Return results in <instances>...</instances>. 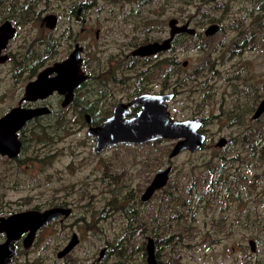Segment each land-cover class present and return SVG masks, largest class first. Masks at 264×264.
I'll return each instance as SVG.
<instances>
[{
    "label": "rangeland",
    "instance_id": "obj_1",
    "mask_svg": "<svg viewBox=\"0 0 264 264\" xmlns=\"http://www.w3.org/2000/svg\"><path fill=\"white\" fill-rule=\"evenodd\" d=\"M50 12L53 29L41 21ZM171 18L196 35L176 34L171 49L149 56L130 54L167 38ZM5 20L15 34L10 60L0 64V117L43 65L66 58L77 42L88 75L72 105L62 107L57 94L45 101L48 112L21 130L18 154H0V215L71 208L29 248L18 246L16 264H92L101 251L106 264H149V239L155 264H264V112L250 118L264 96V0H0ZM212 22L219 30L206 37ZM142 86L173 92V118L202 120L200 148L169 157L175 141L157 139L98 154L89 128ZM167 166L166 185L143 201ZM73 234L60 260L56 252Z\"/></svg>",
    "mask_w": 264,
    "mask_h": 264
},
{
    "label": "water",
    "instance_id": "obj_2",
    "mask_svg": "<svg viewBox=\"0 0 264 264\" xmlns=\"http://www.w3.org/2000/svg\"><path fill=\"white\" fill-rule=\"evenodd\" d=\"M47 26L53 28L56 22L55 14H48L45 17ZM218 30L216 23L209 24L204 31L206 36ZM191 33L192 28L187 23L180 24L177 19L171 18L169 21V36L162 42L154 41L136 46L131 54L136 56H148L159 51H164L170 47V42L176 34ZM15 27L8 20L0 24V63L4 62L7 55L1 51L7 46L8 41L14 37ZM80 48L77 45L75 53H71L67 60L55 63L54 66L45 68L38 73V76L25 87L26 99L36 100L43 98L53 89L70 96L71 89L78 85L83 75L79 74L77 68ZM70 59V60H69ZM70 63L73 64L70 67ZM186 64V61L183 63ZM56 71L54 77L48 75ZM76 79V80H75ZM172 93H143L134 96L127 103H119L113 112L102 123L89 128V134L95 136V146L97 152L109 146L117 144H143L157 139L174 140V146L169 153V157H174L178 153L189 150L191 152L200 148L205 142V135L200 130V120L198 118L177 119L171 116L167 101L172 98ZM24 99V98H22ZM21 100L18 106L0 117V154L14 157L19 153L22 143L19 139V131L26 123L37 115L45 113V108L21 107ZM140 104V109L134 115L127 116L128 107ZM45 109V110H44ZM264 112V96L257 104L253 117L257 118ZM220 143H223V139ZM219 145V144H218ZM220 146V145H219ZM170 167L155 173L150 183L141 194L143 201L148 200L151 195L164 187L168 181ZM70 209L62 207H52L43 210L25 209L14 211L6 216L0 217V233L6 234L4 242L0 243V264H8L9 259L14 254L15 242L25 235L24 241L27 246L31 244L37 231L59 216L69 213ZM147 245V260L149 264H155L154 243L149 239ZM75 234L68 244L59 251L58 256L66 252L76 242ZM253 249V241H250ZM99 264V263H98Z\"/></svg>",
    "mask_w": 264,
    "mask_h": 264
},
{
    "label": "flooded vegetation",
    "instance_id": "obj_3",
    "mask_svg": "<svg viewBox=\"0 0 264 264\" xmlns=\"http://www.w3.org/2000/svg\"><path fill=\"white\" fill-rule=\"evenodd\" d=\"M81 12H82V7L81 6H78V8H77V10H76V19H79V16H80V14H81ZM8 13H10V12H8ZM12 13H14V11H12L11 12V14ZM48 14H54V13H45L44 15H43V17L41 18V21H42V23L43 24H45V26L47 27V28H49L48 26H47V21L45 20V17H46V15H48ZM56 15V14H55ZM179 22V21H178ZM189 22V21H188ZM180 23V22H179ZM190 23V22H189ZM212 23H215V22H212ZM212 23H210V24H212ZM56 24H57V15H56V22H55V26H56ZM180 24H182V23H180ZM217 24V23H216ZM218 25V30H219V24H217ZM55 26L53 27V28H55ZM189 27V26H188ZM208 27V26H207ZM207 27L204 29V31L207 29ZM53 28H49V29H53ZM189 28H191V27H189ZM193 29V32H191V33H189L190 35H196V29L195 28H192ZM218 30L215 32V33H213V34H210V35H208V36H206L205 34H204V32H203V35L204 36H206V37H210V36H214L217 32H218ZM82 31H85V28H82ZM99 31L98 30H95V40H97L98 38H99ZM9 42V41H8ZM145 43H148V42H145ZM145 43H142V44H145ZM8 45V44H7ZM77 45L79 46V48H80V51H79V56L77 57L78 58V62H76L77 63V68L79 69V74H81V75H83V77H82V79H81V81H79L78 82V85H75L72 89H71V92H70V96L68 97V96H66L65 95V93H60L58 90H56V89H53L52 90V92H50V93H48L45 97H43V98H36V100H28V99H26L25 97L27 96L26 95V93H25V87H26V85L28 84V83H30V82H32L37 76H38V73L41 71V70H43V69H45V68H48V67H51V66H54L55 65V63H59V62H62V61H64V60H67L68 58H69V55L71 54V53H75L76 52V49H77ZM208 46H209V44H207ZM138 46V45H137ZM7 47V46H6ZM6 47L1 51V54H5V55H7V58L4 60V62H1L0 64H7L8 63V61L10 60V57L8 56V54H6V52H5V50H6ZM170 49L172 48V45H170V47H169ZM168 48V49H169ZM82 51H83V47L80 45V43H75V46H74V49L72 50V51H70L69 53H68V55H67V57L65 58V57H63V58H61V59H59V60H54V61H52V62H49V63H47V64H45V65H43L42 67H41V69L35 74V76L36 77H34L33 79H31V80H29L24 86H23V94H22V96H21V98L19 99V101H18V105H19V102H20V100H21V104H20V106L21 107H26V108H36V107H40V108H45L44 106L45 105H47L46 104V100L49 98V97H52V96H54L55 94H57V95H59L61 98H62V100H61V106L62 107H68V106H70V105H72L73 103H74V101H75V95H76V91H77V89L81 86V84H83L87 79H88V75L84 72V70H83V64H84V58L82 57ZM132 52V51H131ZM131 52H130V54H131ZM13 55H11V57H12ZM134 56H136V55H134ZM149 56V55H148ZM70 60V59H69ZM173 61V64H176V62L174 61V60H170L169 61V63L171 64V62ZM186 61V64L185 65H187V60H184L183 62H182V65H184L183 63ZM209 62H213V61H209ZM214 63V62H213ZM71 65L73 66V64H71L70 63V67H71ZM156 68H158V66H156ZM57 74V72L56 71H53V72H51L49 75H48V78H51V77H54L55 75ZM76 80V79H75ZM148 92H151V91H149V90H145L144 89V87L142 86L141 88H139V90H138V92H136V93H134L132 96H131V98L130 99H128V100H126V101H119V102H117V103H115L114 105H113V107H112V110H110V112L112 113L113 112V109L115 108V106L116 105H118L119 103H127V102H129L134 96H136V95H141V94H143V93H148ZM170 93H172L173 94V92H171V91H169ZM152 93H155V92H152ZM158 93H168L166 90H164V91H160V92H158ZM174 97V94L172 95V98ZM22 98H24V99H22ZM172 98L170 99V100H172ZM169 100V101H170ZM169 101H167V105H168V103H169ZM259 103V102H258ZM18 105H16V106H18ZM43 105V106H42ZM46 109V110H45ZM44 110H45V113H47L48 112V110H47V108H45ZM140 109V104H134V105H132V106H129L128 107V114H127V116H131V115H134L135 113H136V111H138ZM82 110H86V107H85V105L84 106H82ZM135 111L134 113H132V111ZM255 110H256V106H254L251 110H250V118L252 119V120H256L257 118H259V117H257V118H254L253 117V115H254V112H255ZM45 113H43V114H45ZM110 113V114H111ZM108 116H110V115H108ZM107 116V117H108ZM107 117H105V118H103V119H101V120H99V121H95V123L92 125V127L93 126H97L98 124H100V123H102ZM85 119L86 120H89L90 119V117L89 116H87V115H85ZM200 122H202V120L200 121ZM202 127H203V122H202V124H201V126H200V130L202 129ZM24 128V127H23ZM22 128V129H23ZM21 129V130H22ZM21 130L19 131V139H20V132H21ZM201 132H202V130H201ZM21 141V143H22V140H20ZM94 141H95V138H94ZM222 141V139H220L217 143L220 145V146H223L224 144H225V142H226V140H224L223 139V143H220ZM144 144V143H143ZM117 145H120V144H117ZM117 145H115V146H117ZM131 145H139V144H131ZM22 147V146H21ZM96 147V146H95ZM110 147V146H109ZM105 148H107V147H105ZM105 148H103L102 150H104ZM102 150L100 151V152H98V154L99 153H101L102 152ZM7 156V155H6ZM141 198V197H140ZM52 207H62V208H68V209H70V211H69V213L67 214V215H65V214H63V215H61V216H59L57 219H55V220H62V218H64V217H66V216H69V214H71V208H69V207H67V206H63L62 205V203H60V204H50V205H47V206H45L44 207V209H46V208H52ZM11 212H7V213H5V215H0V217L1 216H6V215H8V214H10ZM55 220H53V221H51L50 223L52 224ZM49 224V223H48ZM74 235V234H73ZM73 235H72V237H73ZM24 237H25V235L24 236H22V237H20L16 242H15V249H14V254H13V256L9 259V263L8 264H16V253H17V250H18V246H21V247H24L25 249H27V248H29L30 247V245L32 244V242H31V244L29 245V246H27V241L25 242L24 241ZM5 239H6V234L5 233H0V243H2V242H4L5 241ZM34 239H35V237H34ZM60 250H62V249H60ZM60 250H58L57 252H56V257L57 258H59L60 260H63V257H64V255H62V256H58V253H59V251ZM102 252V253H101ZM100 253H99V257L92 263V264H106V263H104V262H102V254H103V251H101ZM3 264V263H2Z\"/></svg>",
    "mask_w": 264,
    "mask_h": 264
}]
</instances>
